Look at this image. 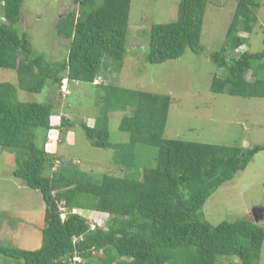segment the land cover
I'll return each instance as SVG.
<instances>
[{
    "label": "trees",
    "instance_id": "16d2710c",
    "mask_svg": "<svg viewBox=\"0 0 264 264\" xmlns=\"http://www.w3.org/2000/svg\"><path fill=\"white\" fill-rule=\"evenodd\" d=\"M208 2L180 0L175 21L154 23L147 62L180 58L188 48L203 51ZM23 3L0 0V68L18 76L17 84L0 83V146L14 152V175L41 192L45 226L38 248L0 245V255L24 264H70L75 254L83 256L82 264H219L222 257L240 260L232 264H258L264 227L245 218L213 225L204 205L264 147L168 139L164 134L171 95L97 81L102 67H108L105 57L116 70L123 65L132 0H73L76 8L56 25L57 34L70 40L68 55L55 62L16 27ZM258 5L254 0L238 1L226 46L210 54L228 72L214 77L212 91L264 97V50L235 54L247 42L241 32H252L258 22ZM65 78L102 86L101 116L93 126L80 121L93 146L113 147L116 164L131 170L137 166L136 145H150L157 149L156 164L136 174L104 173L100 180L75 164L65 168L63 160L47 150L49 132L74 122L61 116L62 124H54L53 101L25 102L17 96L19 88L44 95L53 86L61 90ZM117 110L124 112L120 129L131 134L128 143L110 141L109 112ZM74 209L107 214V226L93 227L90 218Z\"/></svg>",
    "mask_w": 264,
    "mask_h": 264
},
{
    "label": "rangeland",
    "instance_id": "374dc122",
    "mask_svg": "<svg viewBox=\"0 0 264 264\" xmlns=\"http://www.w3.org/2000/svg\"><path fill=\"white\" fill-rule=\"evenodd\" d=\"M180 0H132L127 53L119 70L111 59L104 58L97 81L136 90L169 94L172 97L164 136L229 146L264 147V97H242L212 91L215 76L226 77L227 69L217 65L210 57L227 44V32L234 19L239 0H209L201 35L204 50L194 52L190 48L177 59L164 63L147 62L149 34L154 23H168L178 18ZM258 22L252 32H241L246 44L235 54L244 51L264 50V0H254ZM76 8L73 0H24L21 20L16 26L29 35L34 48L44 52L50 61L67 57L70 40L57 34L56 25L69 9ZM0 21L3 18L0 14ZM249 79H253L251 72ZM18 83L16 71L0 68V83ZM67 92L53 86L44 93H32L18 89L20 101L55 102L53 123L61 125V116L74 124L49 132L47 150L63 160L64 167L75 164L87 171L95 180L104 173L115 175L136 174L143 168L156 164L157 149L150 145H136L137 166L131 170L115 162L116 149L93 146L86 137L80 121L93 126L101 116L103 93L101 85L66 80ZM133 112V108L129 110ZM124 112H109L110 141L128 143L131 134L120 129ZM62 162V161H61ZM61 168V166H60ZM59 168V169H60ZM14 152L0 146V245H15L36 249L42 242L46 205L42 194L26 185L14 175ZM54 170V169H52ZM53 171H49L52 174ZM254 207H264V148L257 152L246 169L222 184L204 205L206 218L218 225L223 221L252 219ZM90 218L94 226H107L109 216L89 210L76 209ZM264 227V214L258 221ZM96 256V255H95ZM240 262L237 257H222L219 264ZM0 264H24L22 260L0 255ZM264 264V244L261 259Z\"/></svg>",
    "mask_w": 264,
    "mask_h": 264
},
{
    "label": "built area",
    "instance_id": "2783aa9c",
    "mask_svg": "<svg viewBox=\"0 0 264 264\" xmlns=\"http://www.w3.org/2000/svg\"><path fill=\"white\" fill-rule=\"evenodd\" d=\"M66 82H67V81L64 80L63 85H62V87H61V90H62L63 93H65V92L68 91V90H67V83H66ZM62 209H63V208H62ZM65 216H66V213L64 212V213L62 214V218L64 219ZM82 262H83V256L80 255V254H75V255L70 259V264H82Z\"/></svg>",
    "mask_w": 264,
    "mask_h": 264
},
{
    "label": "water",
    "instance_id": "95a60500",
    "mask_svg": "<svg viewBox=\"0 0 264 264\" xmlns=\"http://www.w3.org/2000/svg\"><path fill=\"white\" fill-rule=\"evenodd\" d=\"M251 213L254 216L256 222H258L260 220V217H263L264 207H254Z\"/></svg>",
    "mask_w": 264,
    "mask_h": 264
},
{
    "label": "clouds",
    "instance_id": "9594fccd",
    "mask_svg": "<svg viewBox=\"0 0 264 264\" xmlns=\"http://www.w3.org/2000/svg\"><path fill=\"white\" fill-rule=\"evenodd\" d=\"M64 80H67V78H65ZM64 80H63V82H64ZM61 91H62V90H61ZM75 210H76V209H74L73 211L75 212Z\"/></svg>",
    "mask_w": 264,
    "mask_h": 264
},
{
    "label": "crops",
    "instance_id": "0c3cea01",
    "mask_svg": "<svg viewBox=\"0 0 264 264\" xmlns=\"http://www.w3.org/2000/svg\"><path fill=\"white\" fill-rule=\"evenodd\" d=\"M47 145H49L48 143H47ZM48 147V146H47Z\"/></svg>",
    "mask_w": 264,
    "mask_h": 264
}]
</instances>
